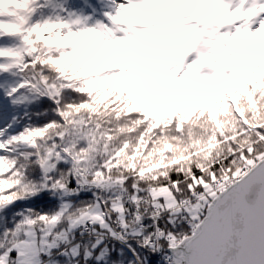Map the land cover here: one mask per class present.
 <instances>
[{"label": "snow or ice", "instance_id": "1", "mask_svg": "<svg viewBox=\"0 0 264 264\" xmlns=\"http://www.w3.org/2000/svg\"><path fill=\"white\" fill-rule=\"evenodd\" d=\"M0 264H264V0H0Z\"/></svg>", "mask_w": 264, "mask_h": 264}]
</instances>
